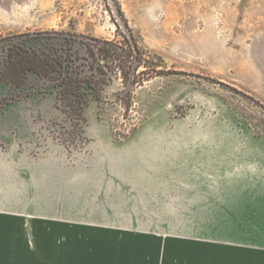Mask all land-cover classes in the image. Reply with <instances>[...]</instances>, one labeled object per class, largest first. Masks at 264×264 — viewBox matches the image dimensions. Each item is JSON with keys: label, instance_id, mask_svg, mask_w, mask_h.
I'll list each match as a JSON object with an SVG mask.
<instances>
[{"label": "rangeland", "instance_id": "1", "mask_svg": "<svg viewBox=\"0 0 264 264\" xmlns=\"http://www.w3.org/2000/svg\"><path fill=\"white\" fill-rule=\"evenodd\" d=\"M117 1L145 52L185 74L145 82L130 108L115 80L85 107L84 138L52 80H0V198L24 200L41 264L82 228L153 244L145 264H264V0ZM124 30L114 0H0V68L15 35Z\"/></svg>", "mask_w": 264, "mask_h": 264}, {"label": "trees", "instance_id": "2", "mask_svg": "<svg viewBox=\"0 0 264 264\" xmlns=\"http://www.w3.org/2000/svg\"><path fill=\"white\" fill-rule=\"evenodd\" d=\"M114 1L116 13L125 29L121 33L122 41L83 33H64L62 37L58 36V32L51 31L38 32L36 36L19 34L15 36L23 39L9 44L6 61L0 68V80L15 86L24 84L30 74L52 80L56 88L57 106L71 120L75 133L81 138H84L87 122L85 107L90 99L101 100L105 87L115 80H120L122 86L116 93L118 100L130 108L135 89L145 82L171 73L185 74L164 66V59L160 55L145 52L122 6L117 0ZM120 27L117 23V29ZM219 83L239 91L228 84ZM8 101L9 98H3L1 103L6 105ZM70 134L72 138L73 131ZM69 140L63 136L64 142Z\"/></svg>", "mask_w": 264, "mask_h": 264}, {"label": "crops", "instance_id": "3", "mask_svg": "<svg viewBox=\"0 0 264 264\" xmlns=\"http://www.w3.org/2000/svg\"><path fill=\"white\" fill-rule=\"evenodd\" d=\"M14 201L0 198V264H41V229L36 221L33 228L26 227L24 200L21 207L20 199L17 203ZM27 231L33 237L31 246L27 244ZM86 231L82 228L74 233L72 243L65 242L59 248L51 242L52 253L56 255L50 258L51 263L54 258H60L61 264H145L144 251L154 249L150 243L123 241L116 231L108 240L97 237L90 241ZM27 257L30 258L27 260ZM191 262L196 264L200 260Z\"/></svg>", "mask_w": 264, "mask_h": 264}, {"label": "bare ground", "instance_id": "4", "mask_svg": "<svg viewBox=\"0 0 264 264\" xmlns=\"http://www.w3.org/2000/svg\"><path fill=\"white\" fill-rule=\"evenodd\" d=\"M208 123H209V122H208ZM181 126H182V124H181ZM182 127H183V126H182ZM200 133H201V132H200ZM204 133H205V132H204ZM155 134H157V133H155ZM152 135H153V134H152ZM194 135H195V134H194ZM157 136H158V135H157ZM159 136H160V135H159ZM206 138H207V137H206ZM151 139H152V138H151ZM204 139H205V136H204ZM174 140H175V139H174ZM158 141H159V140H158ZM159 142H160V141H159ZM193 142H194V141H193ZM147 143H148V142H147ZM147 143H146V144H147ZM183 143H184V142H183ZM148 144H149V143H148ZM177 144H178V143H177ZM149 145H150V144H149ZM185 145H186V144H185ZM158 146H160V145H158ZM127 147H128V146H127ZM154 147L156 148V145H155ZM131 148H132V147H131ZM159 148H160V147H159ZM161 148H162V147H161ZM129 149H130V148H129ZM156 150H158V149H156ZM131 151H132V150H131ZM126 152H127V151H126ZM119 153H120V152H119ZM132 153H133V152H132ZM141 153H142V152H141ZM150 155H151V154H150ZM152 155H153V154H152ZM155 156H156V153H155ZM101 157H102V156H101ZM123 157H124V156H123ZM130 157H131V156H130ZM157 157H158V156H157ZM101 159H103V158H101ZM101 159H100V160H101ZM131 159H132V157H131ZM109 160H110V159H109ZM147 160H148V159H147ZM122 162H123V161H122ZM149 162H150V161H149ZM110 163H111V162H110ZM110 163H109V164H110ZM115 163H116V162H115ZM121 164H122V163H121ZM161 164H162V163H161ZM141 165H142V164H141ZM143 166H144V165H143ZM143 166H142V167H143ZM149 166H150V165H149ZM151 167H152V166H151ZM100 168H101V167H100ZM153 168H154V167H153ZM156 168H157V167H156ZM154 169H155V168H154ZM76 170H77V169H76ZM139 170H140V169H139ZM155 170H156V169H155ZM112 171H113V170H112ZM120 171H121V170H120ZM153 171H154V170H153ZM77 172H78V171H77ZM100 172H101V171H100ZM156 172H157V170H156ZM81 173H82V172H81ZM40 174H41V173H40ZM47 174H48V173H47ZM74 174H75V173H74ZM93 174H94V173H93ZM154 174H155V173H154ZM137 175H138V174H137ZM161 175H162V174H161ZM161 175H160V176H161ZM84 176H85V175H84ZM50 177H51V176H50ZM72 177H73V176H72ZM76 178H77V177H76ZM95 178H96V177H95ZM138 178H139V177H138ZM54 179H55V178H54ZM73 179H74V178H73ZM73 179H72V180H73ZM90 179H91V178H90ZM96 179H97V178H96ZM134 179H135V178H134ZM47 180H48V179H47ZM74 180H75V179H74ZM84 180H85V179H84ZM45 181H46V180H45ZM45 181H44V182H45ZM86 181H87V180H86ZM67 182H68V180H67ZM134 182H135V181H134ZM79 183H80V182H79ZM91 183H92V182H91ZM95 183H96V181H95ZM6 184H7V183H6ZM45 184H46V183H45ZM52 184H53V182H52ZM64 184H65V183H64ZM67 184H68V183H67ZM153 184H154V183H153ZM46 185H47V184H46ZM88 185H89V184H88ZM91 185H92V184H91ZM7 186H8V185H7ZM44 186H45V185H44ZM93 186H94V185H93ZM155 186H156V184H155ZM15 187H16V186H15ZM47 187H48V186H47ZM80 187H82V186H80ZM87 187H88V186H87ZM100 187H101V186H100ZM6 188H7V187H6ZM16 188H18V187H16ZM54 188H56V187H54ZM92 188H93V187H92ZM111 188H112V187H111ZM140 188H141V187H140ZM7 189H9V188H7ZM7 189H6V190H7ZM52 189H53V188H52ZM117 189H118V188H117ZM57 190H58V189H57ZM60 190H61V189H60ZM97 190H98V189H97ZM97 190H96V191H97ZM45 191H46V190H45ZM91 191H92V190H91ZM141 191H142V190H141ZM151 191H152V190H150V192H151ZM143 192H144V191H142V193H143ZM153 192L155 193V191H153ZM48 193H49V192H48ZM54 193H55V191H54ZM139 193H140V190H139ZM92 194H93V193H92ZM95 195H97V194H95ZM110 195H111V194H110ZM139 195H141V194H139ZM90 197H91V196H90ZM1 198H2V197H1ZM95 198H96V197H95ZM119 198H120V197H119ZM144 198H145V197H144ZM146 198H147V197H146ZM146 198H145V199H146ZM136 200H138V199H136ZM85 201H86V200H85ZM90 201H91V200H90ZM101 201H102V200H101ZM101 201H100V202H101ZM119 202H120V199H119ZM132 202H133V201H132ZM138 202H139V201H138ZM146 202H147V201H146ZM83 203H84V202H83ZM86 203H87V202H86ZM91 203H92V201H91ZM91 203H90V204H91ZM100 204H101V203H100ZM133 204H134V203H133ZM85 207H86V204H85ZM82 208H84V207H82ZM109 208H110V207H109ZM88 210H89V209H88ZM124 212H125V211H124ZM147 212H148V211H147ZM98 213H99V212H98ZM92 214H93V213H92ZM148 214H149V213H148ZM53 216H54V215H53ZM55 218H56V217H55ZM77 218H78V217H77ZM89 218H90V217H89ZM116 218H117V217H116ZM70 219H71V218H70ZM78 219H79V218H78ZM87 219H88V218H87ZM87 219H86V220H87ZM91 219H93V218H91ZM114 220H115V219H114ZM93 221H94V220H93ZM110 222H111V221H110ZM138 223H139V222H138ZM115 225H116V224H115ZM137 225H138V224H137Z\"/></svg>", "mask_w": 264, "mask_h": 264}]
</instances>
